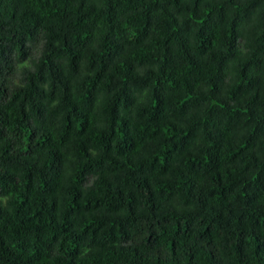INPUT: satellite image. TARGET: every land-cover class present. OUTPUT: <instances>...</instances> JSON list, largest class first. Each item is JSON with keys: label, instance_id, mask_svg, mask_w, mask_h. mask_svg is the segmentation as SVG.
Returning a JSON list of instances; mask_svg holds the SVG:
<instances>
[{"label": "trees", "instance_id": "trees-1", "mask_svg": "<svg viewBox=\"0 0 264 264\" xmlns=\"http://www.w3.org/2000/svg\"><path fill=\"white\" fill-rule=\"evenodd\" d=\"M0 264H264V0H0Z\"/></svg>", "mask_w": 264, "mask_h": 264}]
</instances>
